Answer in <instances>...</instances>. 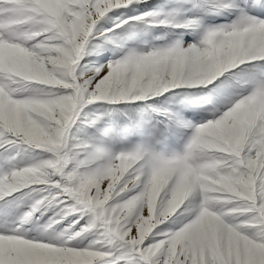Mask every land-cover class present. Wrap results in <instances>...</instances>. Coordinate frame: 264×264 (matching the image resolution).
I'll use <instances>...</instances> for the list:
<instances>
[{
    "label": "snow or ice",
    "instance_id": "snow-or-ice-1",
    "mask_svg": "<svg viewBox=\"0 0 264 264\" xmlns=\"http://www.w3.org/2000/svg\"><path fill=\"white\" fill-rule=\"evenodd\" d=\"M0 264H264V0H0Z\"/></svg>",
    "mask_w": 264,
    "mask_h": 264
},
{
    "label": "rangeland",
    "instance_id": "rangeland-1",
    "mask_svg": "<svg viewBox=\"0 0 264 264\" xmlns=\"http://www.w3.org/2000/svg\"><path fill=\"white\" fill-rule=\"evenodd\" d=\"M113 22H115V18L113 19Z\"/></svg>",
    "mask_w": 264,
    "mask_h": 264
}]
</instances>
